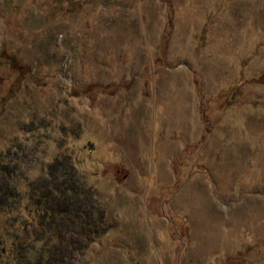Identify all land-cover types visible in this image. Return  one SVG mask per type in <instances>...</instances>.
Masks as SVG:
<instances>
[{
    "label": "rangeland",
    "instance_id": "1",
    "mask_svg": "<svg viewBox=\"0 0 264 264\" xmlns=\"http://www.w3.org/2000/svg\"><path fill=\"white\" fill-rule=\"evenodd\" d=\"M7 181L57 264H264V0H0Z\"/></svg>",
    "mask_w": 264,
    "mask_h": 264
},
{
    "label": "trees",
    "instance_id": "2",
    "mask_svg": "<svg viewBox=\"0 0 264 264\" xmlns=\"http://www.w3.org/2000/svg\"><path fill=\"white\" fill-rule=\"evenodd\" d=\"M0 186V213L7 214L5 218H0V264L59 263L60 258L65 255L63 252L62 256L65 243L61 240L59 224L56 226L52 215L59 211V220L65 223L66 200L63 198L64 205L56 210L58 205L56 203L55 206L53 199L51 200L54 196L49 184L41 189L33 187L29 200L30 205L35 206L39 218H26L22 212L21 189L8 181ZM33 208L32 206L29 211H33Z\"/></svg>",
    "mask_w": 264,
    "mask_h": 264
}]
</instances>
